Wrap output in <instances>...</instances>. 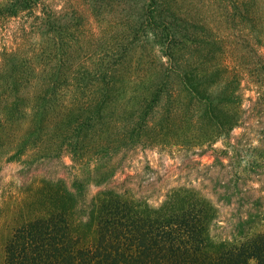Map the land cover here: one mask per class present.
<instances>
[{"label":"trees","instance_id":"obj_1","mask_svg":"<svg viewBox=\"0 0 264 264\" xmlns=\"http://www.w3.org/2000/svg\"><path fill=\"white\" fill-rule=\"evenodd\" d=\"M184 1L0 5V173L32 154L34 184L0 264H264V0H190L219 14L221 34ZM158 117L191 125L210 163L152 205L121 165ZM64 154L72 178L33 169Z\"/></svg>","mask_w":264,"mask_h":264},{"label":"rangeland","instance_id":"obj_2","mask_svg":"<svg viewBox=\"0 0 264 264\" xmlns=\"http://www.w3.org/2000/svg\"><path fill=\"white\" fill-rule=\"evenodd\" d=\"M8 1L0 0V5H4ZM179 8H181L180 12L183 15L200 19L221 34L223 25L219 14L213 9L200 7L190 0L184 1ZM222 33H224L223 29ZM145 83L138 86L127 84L123 87V93L118 95L114 105L126 103L128 99L129 102H136ZM129 104L132 105V103ZM158 118L154 119V125L146 130L138 149L124 155L121 165L124 172H129L131 175L130 178L123 181L124 188H130L132 193L141 198H146L152 205H158L162 202L172 188L183 185L192 186L196 184V181H203L208 172L203 165L210 163L206 157L208 145L193 139L192 135H196L197 132H194L191 125L181 122V119L179 121L173 118L171 119L173 123L168 122L162 126L160 124L162 122L161 117ZM169 124L171 125L169 126ZM112 125L105 126L106 131L109 130V127L111 129ZM215 147L221 148L222 144L218 142ZM31 155H25L22 162H5L0 173V210L2 209L0 263L3 260V246L10 238L14 228L24 218L31 215L25 204V200L30 196L34 185L30 184L31 169H29L28 164H25V160H28ZM62 162L67 167L63 166ZM93 164L91 162L88 168L91 167L92 169ZM72 166H75L72 159L69 155L64 154L61 160H51V162H45L39 166L35 165L33 169L44 171L46 168H50L53 174L59 171L72 178L76 169ZM78 170L84 175L88 174V172L86 173V166L84 168L79 166ZM89 183L87 191L91 197L98 192L99 188L96 187L94 181ZM257 185L255 183L254 186ZM21 199L22 203L20 204L18 201ZM259 208L260 211L254 210L255 214L260 213V224L256 230H264V207ZM234 213L237 215L236 211Z\"/></svg>","mask_w":264,"mask_h":264}]
</instances>
